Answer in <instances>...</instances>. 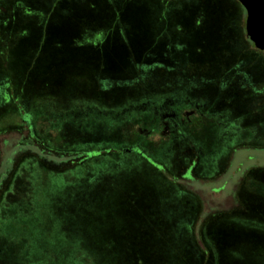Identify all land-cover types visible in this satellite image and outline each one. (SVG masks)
<instances>
[{
  "label": "rangeland",
  "instance_id": "1",
  "mask_svg": "<svg viewBox=\"0 0 264 264\" xmlns=\"http://www.w3.org/2000/svg\"><path fill=\"white\" fill-rule=\"evenodd\" d=\"M155 1L125 6L118 12L123 19L103 4L97 9L100 15L87 19L93 21L91 26L66 20L51 22L47 30L68 43L66 50L104 46L107 53L126 51L127 45L117 44L112 36L117 34L120 41L129 37L133 51L152 49L156 57L142 64L138 60V65L148 67L152 61L174 65L173 73L160 71L154 80L145 77L138 90L109 102L98 100L91 79L78 75L64 91L43 96L12 87L7 100L0 86V264H109L129 257L121 245L134 238L145 246L167 242L172 246L166 248L168 256H179V243L192 239L202 247L210 243L206 228L225 221L237 223L226 234L231 237L246 233L245 228L264 231L263 217L245 213V201L252 195L264 198V141L238 147V110L246 121L264 118V99L245 105L240 100L244 93L257 92L250 88L238 96L234 91L212 92L220 102L225 96L233 100L224 108L225 115L217 117L218 131H227L226 146L215 148L214 158L203 143H196L194 152L193 146H184L186 139L164 141L161 146L155 141L165 137L155 128L156 115L169 112V102L184 95L201 102L212 77L228 78L227 85L239 69L257 83L264 81V57L252 48L242 50V10L227 8L225 13L223 9L206 15L204 7L196 8L198 0ZM32 3L0 0L2 50L24 33L27 21L35 27L45 24V7ZM227 12L237 22H231ZM230 42L238 52L235 48L231 54ZM112 67L113 76L122 79L145 73L125 60ZM105 78L102 86L109 84ZM113 85L112 91L122 86ZM23 102L28 117L20 108ZM137 127L142 132L152 129L154 139L136 132ZM220 169L215 176L213 171ZM250 169L254 171L249 173ZM117 227L125 232L116 235ZM138 227L144 230L140 234ZM150 256L163 258L151 244Z\"/></svg>",
  "mask_w": 264,
  "mask_h": 264
},
{
  "label": "trees",
  "instance_id": "2",
  "mask_svg": "<svg viewBox=\"0 0 264 264\" xmlns=\"http://www.w3.org/2000/svg\"><path fill=\"white\" fill-rule=\"evenodd\" d=\"M8 1L11 2V0ZM29 1L33 2L32 4L35 8L36 5L37 7H45L44 20H46V22L43 26L38 24L35 27L31 21H27L22 25V27H25L24 33L19 34L13 43H10L8 48L2 50V47H0V86L3 84L2 90L5 93L4 97H6L7 100H10V94L8 92L12 87L13 89H18L19 92H21L22 89H25L27 93L34 96H43L62 92L65 90V85L69 83V80L75 77V75H78L83 78V80L85 78L91 79L93 83L92 86L96 90L95 95L98 100L109 102L115 99L116 96L127 92L130 93V91L135 89L138 90V88L142 86L141 83H146L145 77L154 80L155 78L152 79V77L157 78L160 71L163 72L162 74L166 75L174 72V65L169 66L168 64H165L166 66H161L153 61L152 63L147 64L150 65L148 67L138 65V60H140L139 63L142 64L143 61H149L153 58L155 59L156 57L152 49H146L142 53L133 51L134 48L132 40H130L129 37L125 38L122 36V40L120 41L117 34L113 33L112 36L118 40L117 44L127 45L126 47L123 45L126 51H113V53H107L104 51V46L98 48V50L87 46H77L74 48L75 50H66L64 46H67L68 43H66L60 36L51 35L50 29L49 31L47 30V25L51 22L60 24L62 21L66 20H70V22L75 25L77 24L74 22H77L81 27L91 26L93 21L91 22L87 19L96 18L100 15L101 13L98 12L97 9H99V6L101 7L103 4H107L110 8V14L115 12L113 14H116L118 18V12H123L125 6L134 3H142L143 1L148 0ZM206 1L207 0H198L195 5L196 8L204 7L205 12H207V14L204 12L206 15L209 13L216 14L219 10L222 12L223 9V12L225 13L227 8L232 12L233 8H238V10H240V7L235 0H220L226 6L221 5L218 0H211V4H216L214 6H210ZM213 1H216L217 3ZM152 2V4H156L155 0H152ZM204 4L208 5L205 7ZM151 11L153 12L155 9H152ZM226 14L227 18H229L231 22H237L229 16L228 12ZM119 18L123 19V16H120ZM12 24H10V26ZM113 27L117 28V25H113L112 28ZM125 30L126 29H123L124 34ZM229 44L228 50H232L231 54L235 48L236 52H238L236 46L233 48L231 42ZM73 46L76 45L73 44ZM148 50L152 52H149ZM116 52H118V55ZM225 54H227V52H225ZM173 55L174 54H169V58L173 57ZM123 60H125L132 69H143L145 71L144 76L138 74L136 78L126 79L120 78V75L114 77V74L111 73L114 70L112 65ZM90 68L92 70L91 72L89 71ZM104 78L109 81V84L102 86L101 81L104 80ZM136 81L138 84L132 85ZM117 83L122 84V86L120 87L119 85L112 91L110 88H115V85L113 84ZM151 84L153 85L154 82H151ZM56 85L60 87L59 90H56ZM82 93L86 95L85 90H82ZM103 98H105V100ZM7 102L9 105V101ZM20 108L24 110L25 116L27 115L28 117V113L26 112V103H21ZM245 205L247 206L245 209L246 215L253 216V214H255L256 216L264 218L263 197L252 195L248 202L245 201ZM235 224L237 223L225 221L217 225H209L208 228H206L205 235L209 238L210 243L204 244L202 247L192 239L191 241H180L181 243H179V249L181 254L179 256H168L166 248L172 249V246L167 242H161V244L149 243L145 246L138 240V238H134L135 240L131 239L127 243L121 245V249L124 250L125 254L128 253L129 257L125 259L116 258L109 264H264V255H262L264 253V233H261L263 230L245 228L248 231L246 233H238V236L236 237L226 235L227 232L233 229ZM115 231L116 235H121L125 232V228L117 227ZM137 231L140 234L144 230H142L141 227H138ZM133 236L138 237L137 235ZM221 238L224 240L222 241ZM150 244L151 247L161 252L163 258H151ZM116 245L118 246V244ZM117 246L116 250L118 249Z\"/></svg>",
  "mask_w": 264,
  "mask_h": 264
},
{
  "label": "flooded vegetation",
  "instance_id": "3",
  "mask_svg": "<svg viewBox=\"0 0 264 264\" xmlns=\"http://www.w3.org/2000/svg\"><path fill=\"white\" fill-rule=\"evenodd\" d=\"M235 1L238 3L240 10H242L239 15L245 19L246 14L244 8L237 0ZM243 14H245V16ZM243 41V50H249L252 48L258 53V56L264 57V51L255 48L252 42L246 36V33ZM239 61L243 62L238 60V68L242 67L243 64ZM212 79L214 81H212L207 87L204 98L201 100V102L198 103L195 99L189 97L188 95H184V99L173 100L169 102L171 105V107L168 108L169 112H166L165 114L161 113L158 116L156 115L158 119L155 128L160 129L159 131L161 135H165L163 140L160 141H157V138H155L157 146H161V143L163 144L164 141H172V143H174V141H178L179 139L182 142H184L186 139L187 141L184 143L186 144L184 145L185 147L188 146L186 148L193 146V151L195 152L194 145H196V143H203V145H205L206 149L209 151V157L211 155V158H214L217 154L215 148L221 146V144H226V142L223 143V134L227 132L225 129L218 131L217 127L219 124L217 117L220 114L225 115L224 108H230L233 100L231 99V96H225L224 100H221L220 102V100L216 99L215 97H211L212 92L217 90L219 94H222L223 92L234 91L238 96L239 93L243 94L244 88H250L257 93L252 95L244 93V98L240 99L244 105L249 102H255L259 101L260 99H264V81L261 83L255 82L248 72L240 73L238 69V76L233 79V82L227 85H225V82L229 80L228 78L212 77ZM258 91L259 98L257 97ZM263 121L264 118L259 117H255L252 120L246 121L244 112L238 110V147H247L255 142H259V140L264 141V128L262 125H260L261 123L264 124ZM151 122L153 123V121ZM154 122L156 124V121ZM150 126L152 125L150 124ZM151 130H147L145 128L142 132V129L137 127L136 132H142L144 134L143 136H147V139H154V134L151 133ZM220 157L221 156H219L216 160H218ZM213 168L216 169L217 167ZM208 169H210V167H208ZM222 169L214 170L213 173H215V176H217L218 173H221ZM253 169L255 170L254 167ZM253 169L248 170V172L251 173L254 171ZM258 185L260 186L261 183L259 184L258 182Z\"/></svg>",
  "mask_w": 264,
  "mask_h": 264
},
{
  "label": "water",
  "instance_id": "4",
  "mask_svg": "<svg viewBox=\"0 0 264 264\" xmlns=\"http://www.w3.org/2000/svg\"><path fill=\"white\" fill-rule=\"evenodd\" d=\"M245 10V33L255 48L264 51V0H237Z\"/></svg>",
  "mask_w": 264,
  "mask_h": 264
}]
</instances>
